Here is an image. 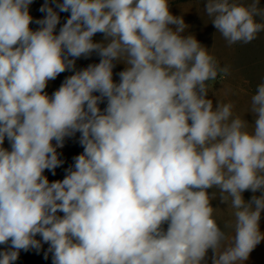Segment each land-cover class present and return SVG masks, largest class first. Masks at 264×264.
Listing matches in <instances>:
<instances>
[{
  "label": "clouds",
  "instance_id": "1",
  "mask_svg": "<svg viewBox=\"0 0 264 264\" xmlns=\"http://www.w3.org/2000/svg\"><path fill=\"white\" fill-rule=\"evenodd\" d=\"M32 3L0 0V264L44 244L52 264H245L264 242V79L244 116L214 100L230 68L170 0H45L37 20ZM204 13L230 47L264 33L260 0ZM77 134L83 151L50 181Z\"/></svg>",
  "mask_w": 264,
  "mask_h": 264
},
{
  "label": "rangeland",
  "instance_id": "2",
  "mask_svg": "<svg viewBox=\"0 0 264 264\" xmlns=\"http://www.w3.org/2000/svg\"><path fill=\"white\" fill-rule=\"evenodd\" d=\"M261 6L264 7V0H260ZM45 0H33L30 6V15L34 20L43 18L44 13L40 12L41 6ZM51 3V0H49ZM171 11L174 15H183L186 24L189 28L185 35L194 34L199 42L209 48L219 61L221 66L227 65L230 68V75L227 77L218 76L216 81L210 82V95L214 100L221 102L234 101L236 104V113L244 116L250 107V97L255 93L257 84L264 79V33H261L256 40L248 45H233L228 46L221 38L220 34L211 24V20L204 13V0H170ZM69 14L60 13L61 24H63ZM34 30L38 27L35 23L30 25ZM59 28V25H58ZM101 34H97L94 40H101ZM99 57L92 54L90 58H80L76 62V69L87 67L90 63H98ZM122 64H118L114 69V79L118 80L115 73L123 69ZM72 72H65L60 74L54 81H50L45 91L51 95L59 88L65 77L71 75ZM103 107V105H102ZM249 122L253 121V116L249 113L245 117ZM7 141L5 147H8ZM60 153V159L64 161L61 167H58L55 175L46 171L50 181L63 179L66 169L71 167L74 163V157L79 155L83 148L79 144V134L75 137L67 138L64 147L57 149ZM251 192L244 193L245 199L251 197ZM213 206H219L220 209L216 215L221 227L228 222L231 217V209L218 200L213 201ZM261 231L264 232V214L261 218ZM39 239V237H37ZM48 245L44 244L39 252L30 250L28 252H21L16 264H52L51 254L45 259V252ZM211 256V253H209ZM210 264V262H209ZM245 264H264V242H261L251 252L249 259Z\"/></svg>",
  "mask_w": 264,
  "mask_h": 264
}]
</instances>
